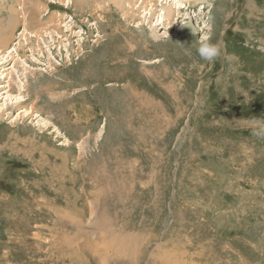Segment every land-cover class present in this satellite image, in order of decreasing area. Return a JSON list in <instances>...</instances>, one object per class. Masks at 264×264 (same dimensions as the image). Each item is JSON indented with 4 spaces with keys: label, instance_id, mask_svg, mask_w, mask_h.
Returning a JSON list of instances; mask_svg holds the SVG:
<instances>
[{
    "label": "rangeland",
    "instance_id": "rangeland-1",
    "mask_svg": "<svg viewBox=\"0 0 264 264\" xmlns=\"http://www.w3.org/2000/svg\"><path fill=\"white\" fill-rule=\"evenodd\" d=\"M157 1L0 0V264H264V0Z\"/></svg>",
    "mask_w": 264,
    "mask_h": 264
},
{
    "label": "bare ground",
    "instance_id": "bare-ground-1",
    "mask_svg": "<svg viewBox=\"0 0 264 264\" xmlns=\"http://www.w3.org/2000/svg\"><path fill=\"white\" fill-rule=\"evenodd\" d=\"M149 2V4H151V6H152V3H154L153 4V7L152 8H156V10L158 9L157 8V0H142V3H146V5H147V7H145V12H144V19H148V16H149V14H151V15H155V11H150L149 13H148V3L147 2ZM166 1H169V0H163V2H166ZM174 1V0H173ZM189 1V0H188ZM197 1H199V0H197ZM196 1V2H197ZM136 3H140L139 1L138 2H136ZM168 3L169 2H166L165 4L166 5H168ZM87 4H88V2H87ZM86 4V5H87ZM91 1L89 2V7L91 6ZM185 4H186V2L184 1V0H178V2H174V5H171V4H169V7H167V8H165V7H163L164 9V13H162V12H160V14H159V16H158V24L160 23V22H164L166 19H168V20H170V21H172L176 16H177V14L178 15H180L181 13H182V10L185 8L186 9V7H185ZM130 5H131V3H130ZM135 6V5H134ZM133 6V7H134ZM145 6V5H144ZM139 7V6H138ZM32 9H31V12H30V16L28 17H26L27 18V21H26V19H25V23H26V25H25V28H24V32H27L28 34H29V37L31 38H29L30 40H28V38H27V36H25V34H21L22 36H23V38H24V40L26 41V43H29V45L31 46V44L32 43H34V41H33V39L32 38H34V39H37L38 41L40 40L39 39V37L41 38V37H43L42 35H41V33H39L40 32V30L39 31H35V32H31V30L33 29L34 30V28H36L39 24H40V22L39 21H37V18H38V16H39V13H37V11L33 8V7H31ZM129 8V7H128ZM135 8V7H134ZM138 10H139V8H137ZM135 10V9H134ZM144 11V10H143ZM139 12H140V10H139ZM158 13V12H157ZM157 13H156V15H157ZM24 19V18H23ZM17 21V20H16ZM42 23V22H41ZM43 25V24H42ZM41 26V25H40ZM39 26V27H40ZM42 27V26H41ZM56 27V26H55ZM61 28V27H60ZM60 28H59V26L56 28L57 29V31L58 30H60ZM32 30V31H33ZM50 31V30H49ZM47 32V31H46ZM27 33H26V35H27ZM48 33V32H47ZM54 34V33H53ZM70 34V33H69ZM31 35V36H30ZM51 35V34H50ZM54 36H55V34H54ZM53 36V39L55 38ZM66 35H65V33L64 32H57L56 33V37H58L59 39H61V37H65ZM44 38V37H43ZM44 41H46V40H44ZM55 41V40H54ZM7 43L9 44V41H7ZM40 43V42H39ZM25 44V43H24ZM46 44V43H45ZM60 44V43H59ZM39 45V44H38ZM41 45H39V47H40ZM48 47V46H47ZM50 47V46H49ZM52 47V46H51ZM133 47V46H132ZM34 48H38L37 47V45H35V47ZM21 49V50H20ZM25 49H27L26 47H25V45H23L22 46V44L20 43V46H19V48L17 49V52L20 50V51H25ZM43 48L41 47V50H42ZM32 50H34V49H32V48H30V51H32ZM40 50V51H41ZM37 51H39V50H37ZM1 54H2V52H0ZM33 53H36V51H34ZM44 53V52H43ZM40 54V53H39ZM4 57V56H3ZM117 58V57H116ZM115 58V59H116ZM121 58V57H120ZM34 74V73H33ZM94 76V75H93ZM17 78V77H16ZM123 78V77H122ZM121 78V79H122ZM83 82V81H82ZM88 82V81H87ZM54 83H47L43 88L41 87V89H39V90H33V91H30L29 90V84L28 85H26V86H24V89H25V87H27L28 88V96H25V98H23V97H21V99L19 98V100H18V102H16L14 105H15V108L14 109H17L18 107H20L21 105H23V104H26V103H28V102H30V101H33V102H35V107L36 108H34V104H33V108H31L33 111L32 112H30V118H32L33 116H36L37 117V115H35L36 113H38L36 110L38 109V106H39V103L37 102V101H40V102H44V103H46V104H48V110L45 112L46 113V115L48 116V117H51V115H52V119L54 120V119H56V118H58L57 116H56V110L57 109H60V108H63V107H65V106H63V104H65V103H70V101L68 100V101H62V102H59L57 105H56V101H57V98H56V96L55 95H51L50 93L51 92H53L51 89H50V87L53 85ZM91 84V83H90ZM38 85V84H37ZM1 86V85H0ZM8 87L9 88H11V89H15V86H14V84H13V82L12 81H10L9 82V85H8ZM2 90V87H0V91ZM129 91H130V88H129ZM20 92H21V89H20ZM23 92H26V89L23 91ZM27 98H29L28 100H27ZM134 98H136V97H134ZM58 99H60V98H58ZM132 99V98H131ZM37 102V103H36ZM37 104H38V106H37ZM45 104V105H46ZM57 106H60V108H58ZM36 109V110H35ZM40 110H42V109H40ZM27 112H29V111H27ZM67 112H69L68 110H67ZM42 115V114H41ZM40 116V115H39ZM47 117V118H48ZM48 119H50V118H48ZM122 252V251H121ZM123 254H124V252H123ZM120 255H122V254H120Z\"/></svg>",
    "mask_w": 264,
    "mask_h": 264
},
{
    "label": "clouds",
    "instance_id": "clouds-1",
    "mask_svg": "<svg viewBox=\"0 0 264 264\" xmlns=\"http://www.w3.org/2000/svg\"><path fill=\"white\" fill-rule=\"evenodd\" d=\"M196 51L201 60L207 62L214 61L220 55L219 47L206 41L200 42ZM250 128L253 136H256L257 138H264V120L255 117L252 118L250 120Z\"/></svg>",
    "mask_w": 264,
    "mask_h": 264
}]
</instances>
